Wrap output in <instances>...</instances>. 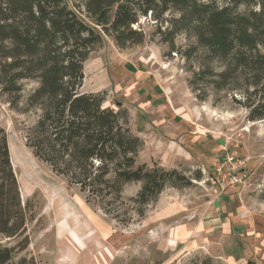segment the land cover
Listing matches in <instances>:
<instances>
[{
    "label": "rangeland",
    "instance_id": "obj_1",
    "mask_svg": "<svg viewBox=\"0 0 264 264\" xmlns=\"http://www.w3.org/2000/svg\"><path fill=\"white\" fill-rule=\"evenodd\" d=\"M250 8L240 5L237 12ZM138 23L141 42L120 47L104 37L94 47L83 64L80 92L102 94L103 107L126 111L131 132L143 141L137 164L175 169L184 179L172 176L177 184L142 205V215L130 200L140 182L126 184L118 217H110L34 157L24 134L35 113L12 110L0 93V126L21 204L28 207V246L14 262L189 264L210 257L215 264H264V118H248L247 77L238 70L231 81L217 83L227 61L211 56L193 34L163 42L149 15ZM23 84V95L36 85ZM225 143L249 157L252 174L243 186L221 192L213 164ZM231 219L239 225L228 226ZM22 238L0 235V243L14 246Z\"/></svg>",
    "mask_w": 264,
    "mask_h": 264
},
{
    "label": "trees",
    "instance_id": "obj_2",
    "mask_svg": "<svg viewBox=\"0 0 264 264\" xmlns=\"http://www.w3.org/2000/svg\"><path fill=\"white\" fill-rule=\"evenodd\" d=\"M240 5L251 8L239 13ZM148 15L163 42L191 33L211 56L224 58L217 83L243 71L248 118H264V0H0V93L12 110L35 113L26 126V146L113 218L126 184L140 182L130 200L142 215V205L177 184L172 176L184 179L175 169L137 164L143 141L131 132L126 111L103 107L102 94L80 92L83 64L94 47L104 37L120 47L141 42L137 25ZM24 81L36 83L26 95ZM27 211L0 126V235L23 236L14 246L0 243V264H27L13 260L28 246ZM189 264L215 263L195 257Z\"/></svg>",
    "mask_w": 264,
    "mask_h": 264
},
{
    "label": "built area",
    "instance_id": "obj_3",
    "mask_svg": "<svg viewBox=\"0 0 264 264\" xmlns=\"http://www.w3.org/2000/svg\"><path fill=\"white\" fill-rule=\"evenodd\" d=\"M249 157L241 156L234 150H229L227 143L213 164L214 181L223 192L229 187L243 186L252 172L248 167Z\"/></svg>",
    "mask_w": 264,
    "mask_h": 264
},
{
    "label": "crops",
    "instance_id": "obj_4",
    "mask_svg": "<svg viewBox=\"0 0 264 264\" xmlns=\"http://www.w3.org/2000/svg\"><path fill=\"white\" fill-rule=\"evenodd\" d=\"M230 214V215H229ZM233 216V214L232 213H228V216L229 217H232ZM229 222H228V226H231V225H233V227H235V226H237V225H239V223L237 224V220H232L231 219V222H230V220H228Z\"/></svg>",
    "mask_w": 264,
    "mask_h": 264
}]
</instances>
